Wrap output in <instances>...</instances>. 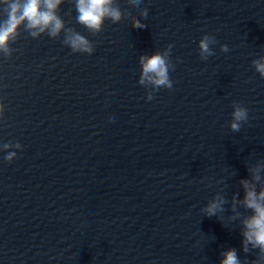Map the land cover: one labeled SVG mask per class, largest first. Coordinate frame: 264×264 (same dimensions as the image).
<instances>
[{"label":"water","instance_id":"water-1","mask_svg":"<svg viewBox=\"0 0 264 264\" xmlns=\"http://www.w3.org/2000/svg\"><path fill=\"white\" fill-rule=\"evenodd\" d=\"M76 4L57 6L59 35L25 22L0 48V264H221L231 249L264 264L244 251L245 182L264 191V0H112L121 18L99 31ZM158 52L171 88L140 83Z\"/></svg>","mask_w":264,"mask_h":264},{"label":"clouds","instance_id":"clouds-1","mask_svg":"<svg viewBox=\"0 0 264 264\" xmlns=\"http://www.w3.org/2000/svg\"><path fill=\"white\" fill-rule=\"evenodd\" d=\"M9 4L6 18L0 24V48H5L8 41L17 34L18 28L27 22L26 27L29 29H38L33 31L32 35L37 36L39 33L49 30L50 35L57 36L63 28L62 20L55 14L57 6L61 0H4ZM42 3L46 10H42ZM112 0H77L76 9L78 11V21L87 26L93 31H99L102 28L104 20L111 18L113 21H118L121 18V13L118 9L111 7ZM147 16V11L142 13ZM135 27H144L139 21L135 22ZM74 51H85L91 53L93 49L88 41L79 34H74L67 41ZM210 37L205 36L200 41L201 55H212L209 48ZM223 51H227V46H224ZM166 53H156L151 57L140 58L143 65V75L140 83L143 84L145 80L153 84L157 89L160 87H172V82L168 75V65L166 61ZM254 67L261 77H264V62L253 61ZM152 99L151 95L148 97ZM247 109L237 106L233 112V123L231 125L233 130H239L240 121L247 120ZM111 120V118H110ZM5 149L12 147L10 144H4ZM16 147H21L17 144ZM16 157L15 152H9L5 159L11 162ZM258 179V177H257ZM247 195L244 203L246 207L254 210L255 215L245 220L246 231L244 232V251L248 252V245L251 244L253 249H259L264 253V191L259 195L256 193L254 187H249L245 182ZM223 200L217 199L210 203L204 210L208 216H214L218 211H222ZM225 258L221 264H241L238 259L236 250L231 249L225 254ZM255 264V262H254Z\"/></svg>","mask_w":264,"mask_h":264}]
</instances>
